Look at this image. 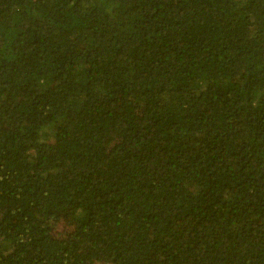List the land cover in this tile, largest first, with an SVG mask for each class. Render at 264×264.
<instances>
[{
    "label": "trees",
    "instance_id": "1",
    "mask_svg": "<svg viewBox=\"0 0 264 264\" xmlns=\"http://www.w3.org/2000/svg\"><path fill=\"white\" fill-rule=\"evenodd\" d=\"M0 264H264V0H0Z\"/></svg>",
    "mask_w": 264,
    "mask_h": 264
}]
</instances>
